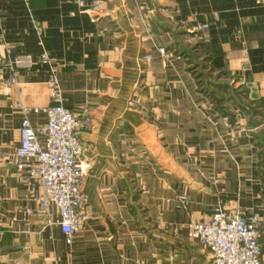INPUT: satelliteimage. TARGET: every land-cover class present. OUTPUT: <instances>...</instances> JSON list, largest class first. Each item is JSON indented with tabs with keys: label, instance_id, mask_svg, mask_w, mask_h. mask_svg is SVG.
<instances>
[{
	"label": "crops",
	"instance_id": "crops-1",
	"mask_svg": "<svg viewBox=\"0 0 264 264\" xmlns=\"http://www.w3.org/2000/svg\"><path fill=\"white\" fill-rule=\"evenodd\" d=\"M83 1L0 0V264H210L186 226L216 209L262 218L264 264V0ZM198 62L222 83L206 91ZM53 73L89 121L91 218L70 240L15 157L23 120L46 123Z\"/></svg>",
	"mask_w": 264,
	"mask_h": 264
},
{
	"label": "built area",
	"instance_id": "built-area-1",
	"mask_svg": "<svg viewBox=\"0 0 264 264\" xmlns=\"http://www.w3.org/2000/svg\"><path fill=\"white\" fill-rule=\"evenodd\" d=\"M78 2L84 4L83 0ZM99 2L95 1V4ZM158 53L166 56L168 50L161 48ZM145 58L148 60L151 55ZM35 62L47 64L49 57L41 54L36 59L32 55H20L14 63L17 67L29 69ZM18 83L17 73L12 72L6 85ZM48 85L51 104L34 109L46 115V123L40 128H33L27 118L23 120L20 146L15 157L20 180L24 183L34 180L39 185L40 191L35 199L40 211L49 224H53L52 217L57 214L55 224L70 240L91 218L82 186L93 168V162L91 158L84 157L79 137L80 129L89 121L76 117L64 107L59 81L54 73L49 76ZM21 108L25 115L31 111L30 108ZM39 135H43L42 141ZM182 204L186 207L185 199H182ZM186 229L189 239L209 251L210 264H263L260 240L262 218L256 214L216 209L208 220L190 223Z\"/></svg>",
	"mask_w": 264,
	"mask_h": 264
},
{
	"label": "rangeland",
	"instance_id": "rangeland-1",
	"mask_svg": "<svg viewBox=\"0 0 264 264\" xmlns=\"http://www.w3.org/2000/svg\"><path fill=\"white\" fill-rule=\"evenodd\" d=\"M198 63H200V66H199L200 73H202V75H203L202 77H200L201 81H202L201 84H202V87H204L206 89V91H210L211 88H213V86H217V83H222L216 75L212 74V72L209 69L207 70V65L205 64L206 62L204 63L202 68H201L202 62H198ZM203 68L205 70H203ZM218 95L219 94H215V95L210 94L211 98L216 100L215 102L217 104H219L218 103V98H219Z\"/></svg>",
	"mask_w": 264,
	"mask_h": 264
}]
</instances>
